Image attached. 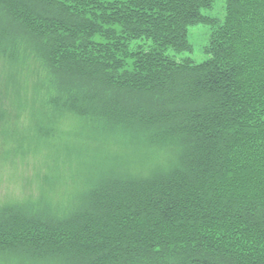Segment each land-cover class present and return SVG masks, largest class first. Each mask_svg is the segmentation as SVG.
<instances>
[{"label":"trees","instance_id":"16d2710c","mask_svg":"<svg viewBox=\"0 0 264 264\" xmlns=\"http://www.w3.org/2000/svg\"><path fill=\"white\" fill-rule=\"evenodd\" d=\"M211 3L0 0L55 69L86 78L94 98L116 93L114 119L178 147L170 170L109 180L67 219H2L0 251L61 264H264V0H226L205 61L170 55L191 51L188 28L208 22ZM76 103L67 108L88 110Z\"/></svg>","mask_w":264,"mask_h":264},{"label":"rangeland","instance_id":"374dc122","mask_svg":"<svg viewBox=\"0 0 264 264\" xmlns=\"http://www.w3.org/2000/svg\"><path fill=\"white\" fill-rule=\"evenodd\" d=\"M211 4L202 9L208 22L188 28L191 51L171 49L170 55L196 63L208 58L210 23L221 25L226 15V0ZM21 29V23L12 24L0 10V111L6 110L0 117V221L17 214L46 222L67 219L85 210L92 191L109 180L150 178L171 169L177 146L147 144L155 130L119 122L110 113L107 99L116 93L94 98L96 87L55 69ZM55 97L59 100L53 102ZM85 97L89 101L81 103ZM139 100L129 106L142 105ZM72 101L88 110H69ZM60 260L36 258L18 248L0 251V264Z\"/></svg>","mask_w":264,"mask_h":264}]
</instances>
